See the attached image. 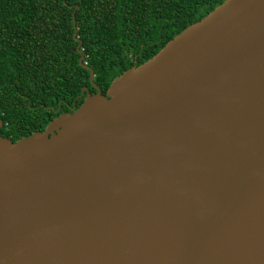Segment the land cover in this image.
<instances>
[{"label": "water", "instance_id": "95a60500", "mask_svg": "<svg viewBox=\"0 0 264 264\" xmlns=\"http://www.w3.org/2000/svg\"><path fill=\"white\" fill-rule=\"evenodd\" d=\"M77 50L96 92L0 134V264H264V0H225L106 95Z\"/></svg>", "mask_w": 264, "mask_h": 264}, {"label": "trees", "instance_id": "16d2710c", "mask_svg": "<svg viewBox=\"0 0 264 264\" xmlns=\"http://www.w3.org/2000/svg\"><path fill=\"white\" fill-rule=\"evenodd\" d=\"M224 1L0 0L1 136L17 142L44 132L83 104L84 87L96 92L79 44L106 95L115 78Z\"/></svg>", "mask_w": 264, "mask_h": 264}]
</instances>
